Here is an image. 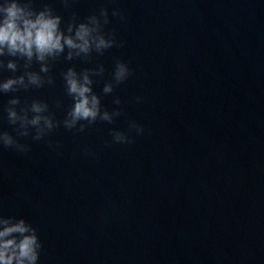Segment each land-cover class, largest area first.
I'll use <instances>...</instances> for the list:
<instances>
[{"label": "water", "instance_id": "water-1", "mask_svg": "<svg viewBox=\"0 0 264 264\" xmlns=\"http://www.w3.org/2000/svg\"><path fill=\"white\" fill-rule=\"evenodd\" d=\"M43 2L65 22L103 5L104 31L124 43L93 54L92 63L61 58L52 85L0 96V105L11 95L46 99L60 121L71 103L60 72L100 63L93 90L106 108L121 109L113 123L83 132L60 124L39 141L19 137L25 153L0 148V214L23 216L37 230L38 264H264V3L33 5ZM113 7L122 21L111 17ZM115 58L131 75L103 95ZM130 120L143 134L128 129ZM0 129L15 135L3 116ZM109 129L131 143H111Z\"/></svg>", "mask_w": 264, "mask_h": 264}, {"label": "clouds", "instance_id": "clouds-1", "mask_svg": "<svg viewBox=\"0 0 264 264\" xmlns=\"http://www.w3.org/2000/svg\"><path fill=\"white\" fill-rule=\"evenodd\" d=\"M61 3L67 7L71 0H61ZM111 17L124 19L116 7L112 8ZM109 22V12L103 5L98 12L82 19L73 13L65 22L47 2L37 8L33 0H0V96L52 85L51 68L61 58L92 63L93 54L103 55L114 46H123L124 42L118 43L113 32L104 31ZM34 63L38 67H33ZM5 71L10 75L4 76ZM104 71V65L96 63L94 67L79 70L69 64L60 72L64 94L71 100L60 121L55 119L46 99L32 97L22 102L19 95L9 96L0 105V116L6 118L15 135L0 129V148L25 153L29 146L19 137L31 136L32 140L39 141L60 124L65 129L83 132L86 125L97 121L113 123L121 115V109L106 108L101 96L93 90L94 77L102 76ZM130 75L129 65L115 58L111 79L104 81L102 94H112L114 87ZM135 100L142 103L143 97L137 96ZM55 103L60 104L59 100ZM112 104L119 106L120 97L114 95ZM128 129L136 135L144 132L135 120L128 122ZM109 134L111 143H131L132 137L121 130L109 129ZM49 147L56 150L55 145L49 144ZM41 247L37 230L23 216L0 214V264H38Z\"/></svg>", "mask_w": 264, "mask_h": 264}]
</instances>
